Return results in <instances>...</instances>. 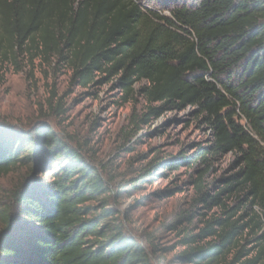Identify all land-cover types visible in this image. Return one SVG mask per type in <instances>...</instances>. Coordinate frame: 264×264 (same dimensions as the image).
<instances>
[{
  "label": "trees",
  "instance_id": "trees-1",
  "mask_svg": "<svg viewBox=\"0 0 264 264\" xmlns=\"http://www.w3.org/2000/svg\"><path fill=\"white\" fill-rule=\"evenodd\" d=\"M168 11L141 0H0V58L54 59L83 88L114 79L124 101L139 94L147 104L131 118L136 129L196 108L210 138L149 162L133 181L190 170L192 202L173 223L180 262L264 264V0ZM60 106L49 102L56 115ZM228 153L230 170L210 180ZM16 169L26 173L0 209V264H151L118 210L91 204L109 191L102 169L48 121L0 124V176Z\"/></svg>",
  "mask_w": 264,
  "mask_h": 264
},
{
  "label": "rangeland",
  "instance_id": "rangeland-1",
  "mask_svg": "<svg viewBox=\"0 0 264 264\" xmlns=\"http://www.w3.org/2000/svg\"><path fill=\"white\" fill-rule=\"evenodd\" d=\"M151 9L168 15V9L194 0H141ZM135 88H138L136 85ZM114 79L83 88L71 81L65 64L26 60L25 55L0 58V124L25 130L38 121H48L53 129L82 147L102 169L109 191L91 203L95 208L118 210L125 231L135 236L151 256V264H186L177 259L184 249L173 223L188 211L193 198L190 170L181 168L153 181H133L149 162L179 151H193L195 144L210 138L196 108L168 110L136 129L132 116L139 117L147 104L134 94L124 101ZM60 104L63 114L49 109V102ZM233 156H223L210 174V180L228 172ZM25 169L0 176V209L11 202L12 193L25 176ZM110 182V183H109ZM123 186V187H120ZM175 187L169 197H158ZM124 188L127 192L118 194ZM1 229V225H0Z\"/></svg>",
  "mask_w": 264,
  "mask_h": 264
}]
</instances>
